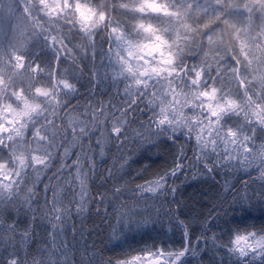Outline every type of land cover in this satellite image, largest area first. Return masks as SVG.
<instances>
[{"label": "snow or ice", "instance_id": "snow-or-ice-1", "mask_svg": "<svg viewBox=\"0 0 264 264\" xmlns=\"http://www.w3.org/2000/svg\"><path fill=\"white\" fill-rule=\"evenodd\" d=\"M129 143L168 144L171 162L133 188L125 181L111 196H93L98 161ZM131 163L120 155L113 167ZM196 167L213 180L256 172L264 203V0H0V215L30 217L23 230L19 221L0 222L7 252L0 264H74L61 251L68 242L57 240L66 221L104 204L107 223L113 201L120 207H113L116 226L108 225L111 255L88 253L80 264H190L202 238L229 264H264V223L243 217L196 237V245L178 215V242L166 232L131 242L125 229L155 221L138 218L140 203L175 199V180ZM99 179L118 184L123 175L109 168ZM221 188L235 191L227 181ZM226 200L212 205L206 232L228 215ZM232 204L246 200L234 196ZM40 220L50 228L42 245L34 239Z\"/></svg>", "mask_w": 264, "mask_h": 264}, {"label": "trees", "instance_id": "trees-1", "mask_svg": "<svg viewBox=\"0 0 264 264\" xmlns=\"http://www.w3.org/2000/svg\"><path fill=\"white\" fill-rule=\"evenodd\" d=\"M6 2H10V0H6ZM62 67L67 68L69 74H72L73 69L68 64H64ZM87 87L86 85V88ZM106 88L107 85L101 86L102 90ZM81 92L86 97V89H81ZM97 98H102L105 101L109 99L107 96H97ZM80 102L83 103V97L80 99ZM73 103H76V101H73ZM142 119H146V117H142ZM172 151H174V149L170 148L168 144H163L156 148H139L137 143H129L126 145V149L123 153H118L115 148H112V150L107 153L104 162L100 163L98 161L97 163L99 176L89 182L92 195L95 196L98 192H107L108 195L111 196L112 189L116 186L124 185L125 181H127V187H135L136 184L142 183L155 172L168 165L172 159ZM120 155H123L125 158L130 157L135 163H131L130 167H125L120 172H117L113 165L114 161H116ZM188 155H192L191 150H189ZM109 168L113 169L115 177L119 178L123 175V179H120L118 184L111 181L102 184L99 179L100 176H107V170ZM202 172V168L196 167L193 170L187 171L186 176L180 175L179 178L175 180V186L178 188L175 199H173L171 195H168L166 200L164 198L153 199L149 197L147 204L141 202L139 208L144 210V216L138 218H148L150 221L154 219L155 221L154 223L150 222L147 226L139 228L133 225L130 231L125 229L131 242L135 243L139 241L143 243L144 241L159 239L163 237L165 232L178 242L181 233L175 226V217L177 215L189 224V232L193 245L197 244L196 237L202 236V234H206L210 237L212 232L220 233L221 229L227 228L230 223L234 222V218L238 221L243 217L247 223H254L257 225L264 223V203L260 202L259 197L256 195V193L261 190L260 182L258 180L253 182V178L257 176L256 172H251V175H247L243 171L235 170L227 174L221 172L216 176L215 180H213L211 176L202 175ZM137 173H140L139 177L136 176ZM225 181H227L229 185L234 186V192H226L221 188V185L224 184ZM246 181L249 182L247 193L245 192ZM53 183H55V181ZM38 194L41 196L43 195L42 191L39 189ZM129 196L130 193H126L122 199L125 203L131 204L132 201L129 199ZM225 196L227 200L225 201L224 207L229 209L228 215L213 220L209 225L211 231L206 232L204 222L209 216L212 205L217 203L219 198ZM234 196L238 199H245L246 205H233ZM247 197H250V199H247ZM177 201L178 204L176 203ZM65 203H67V198H65ZM42 204L43 201L41 200V205ZM113 207L119 208V202L113 201ZM113 207L108 208V212L111 213L112 216L108 219L107 223L101 222V218L105 216L104 204L91 205L89 212L80 216L72 215L71 218L66 221L65 231L57 237V240H66L68 242L66 252H64L63 249H61V251L69 259L73 260L74 264H80L81 258L86 257L88 253H101L104 256L111 255V253L107 252L105 249L110 248L113 243V241L109 239L112 229L108 227L109 224L113 227L116 226ZM97 208L100 210V216L95 214ZM169 210L176 211H171L170 215H166L165 213ZM158 211L159 215H157ZM29 219L30 217H25L22 211H12L11 214L5 212L3 215H0V222L5 225L13 221H19L18 230H23L27 226ZM225 221L228 223H225ZM34 228V239L39 241L42 245L48 239V232L50 231L47 221L40 220L34 225ZM74 229L75 231H73ZM5 235L7 234L5 233ZM133 237L135 238L134 240L132 239ZM18 239L17 237V240ZM177 246L178 243L173 244L174 248ZM4 247L5 245L0 244V258L7 256V252L3 250ZM57 247H60V245L58 244ZM11 250V248L8 249V251ZM29 250L35 252V245L29 248ZM196 252L197 255L195 257L189 258L190 264H221V261L223 264H229V258L222 250L219 256H217V250L212 247L210 240L206 245L202 238L196 248Z\"/></svg>", "mask_w": 264, "mask_h": 264}]
</instances>
